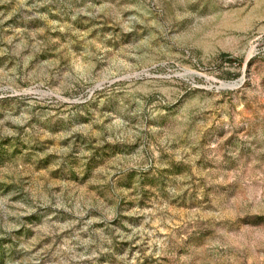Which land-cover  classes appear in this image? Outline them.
<instances>
[{
    "label": "rangeland",
    "instance_id": "374dc122",
    "mask_svg": "<svg viewBox=\"0 0 264 264\" xmlns=\"http://www.w3.org/2000/svg\"><path fill=\"white\" fill-rule=\"evenodd\" d=\"M0 264H264V0H0Z\"/></svg>",
    "mask_w": 264,
    "mask_h": 264
}]
</instances>
